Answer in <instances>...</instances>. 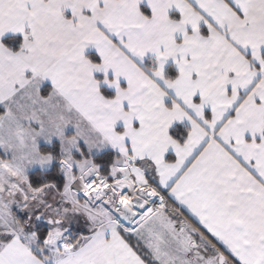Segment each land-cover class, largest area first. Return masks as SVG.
<instances>
[{
  "label": "snow or ice",
  "instance_id": "1",
  "mask_svg": "<svg viewBox=\"0 0 264 264\" xmlns=\"http://www.w3.org/2000/svg\"><path fill=\"white\" fill-rule=\"evenodd\" d=\"M0 264H264V0H0Z\"/></svg>",
  "mask_w": 264,
  "mask_h": 264
}]
</instances>
